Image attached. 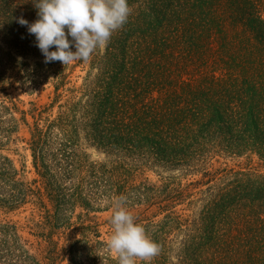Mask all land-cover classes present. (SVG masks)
I'll use <instances>...</instances> for the list:
<instances>
[{
    "label": "trees",
    "instance_id": "1",
    "mask_svg": "<svg viewBox=\"0 0 264 264\" xmlns=\"http://www.w3.org/2000/svg\"><path fill=\"white\" fill-rule=\"evenodd\" d=\"M127 2L107 45L63 66L16 22L37 19L32 0H0V214L34 238L3 218L0 264H117L96 215L120 196L160 247L150 264H264V0ZM15 83L47 101L21 109ZM22 127L31 181L3 153Z\"/></svg>",
    "mask_w": 264,
    "mask_h": 264
},
{
    "label": "clouds",
    "instance_id": "2",
    "mask_svg": "<svg viewBox=\"0 0 264 264\" xmlns=\"http://www.w3.org/2000/svg\"><path fill=\"white\" fill-rule=\"evenodd\" d=\"M32 4L37 19L29 23L20 17L16 22L35 37L44 63L58 61L63 66L89 61L93 52L105 47L111 35L127 22L132 11L127 0H32ZM53 47L55 51H50ZM125 204L123 196L112 201L113 232L102 252L114 255L117 264H136L137 259L150 264L160 247L135 222ZM101 264H107V259Z\"/></svg>",
    "mask_w": 264,
    "mask_h": 264
},
{
    "label": "rangeland",
    "instance_id": "3",
    "mask_svg": "<svg viewBox=\"0 0 264 264\" xmlns=\"http://www.w3.org/2000/svg\"><path fill=\"white\" fill-rule=\"evenodd\" d=\"M17 59L21 62L27 63L29 66H32L33 63L35 62V59L32 57H27L25 59L21 57H17ZM84 75V72L80 70V68H77L73 74L72 79L76 80L77 76L82 77ZM80 82V79L78 78V82ZM50 92V86L49 85H44L41 86L39 85L38 87L36 86L34 89L31 88V86L26 85L25 83L18 84L15 83L13 84L8 90L7 93L13 98V99H18L20 102V108L23 110H26L28 108V103L31 101L37 102L38 104L44 103L47 101L48 94ZM2 97V94L0 93V98ZM28 137V132L25 127H22L19 134L17 135V139L14 143L9 144L4 150L3 153L7 155L14 163L15 167L17 169H23L24 170V176L27 181H31L34 178V174L31 168L30 164V156L28 151H26V145H25V139ZM86 153L88 155V158L91 161H95L98 163H104V162H109L108 158L103 154L98 151H96L93 148H86ZM106 162V163H107ZM222 163H226L228 169H234L238 170L240 168H245V167H251L255 166L254 162H256V159L254 158L250 163L246 159H238V160H220ZM224 167V165H222ZM245 170V169H244ZM145 177H147L150 181L152 182H157L159 180V177L152 171L145 172ZM163 176H169L166 172L163 173ZM171 180L175 183H177L179 180L182 181V183H187L186 179H182L179 177V175L175 174L174 178L170 177ZM178 179V180H177ZM190 181V177L188 178V183ZM197 191V190H194ZM197 198L196 196H194ZM195 198H192L191 200H194ZM198 205H195L194 208H189L187 205L182 206L181 208L185 209L183 211L184 215L191 214L192 211H195ZM25 216L26 214L22 215H15V216H8L5 217L4 215L0 214V221L3 218L6 219H11L12 221H17L20 226H22V234L24 237L29 238L30 240L33 241V237L30 235V230L29 226L27 225L25 221ZM112 216V211H103L102 213H98L96 215V221L100 225V232L102 234V237L108 242L110 236L112 235V228H110V219ZM28 226V227H27Z\"/></svg>",
    "mask_w": 264,
    "mask_h": 264
}]
</instances>
